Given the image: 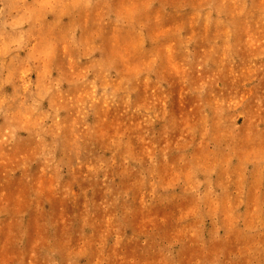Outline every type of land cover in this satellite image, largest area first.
Instances as JSON below:
<instances>
[{"label":"rangeland","instance_id":"374dc122","mask_svg":"<svg viewBox=\"0 0 264 264\" xmlns=\"http://www.w3.org/2000/svg\"><path fill=\"white\" fill-rule=\"evenodd\" d=\"M0 264H264V0H0Z\"/></svg>","mask_w":264,"mask_h":264}]
</instances>
